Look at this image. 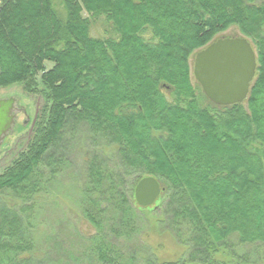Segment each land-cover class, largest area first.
<instances>
[{
    "label": "trees",
    "instance_id": "1",
    "mask_svg": "<svg viewBox=\"0 0 264 264\" xmlns=\"http://www.w3.org/2000/svg\"><path fill=\"white\" fill-rule=\"evenodd\" d=\"M231 27L256 72L246 100L221 106L191 82L188 61ZM11 84L41 103L0 171V264H220L218 251L264 247V0H0V87ZM75 140L89 147L77 203L95 233L69 263L36 218ZM137 175L160 183L154 224L187 248L178 260L140 262L118 245L145 224L125 188Z\"/></svg>",
    "mask_w": 264,
    "mask_h": 264
},
{
    "label": "rangeland",
    "instance_id": "2",
    "mask_svg": "<svg viewBox=\"0 0 264 264\" xmlns=\"http://www.w3.org/2000/svg\"><path fill=\"white\" fill-rule=\"evenodd\" d=\"M91 35L102 37V26L97 24L93 27ZM221 35V38L240 36L235 27L229 28L224 33H221ZM194 56L195 53L190 56L188 61L190 63L192 83H196L191 73ZM45 64L46 68L52 66V63L49 61H46ZM11 96L17 97V103L20 107L24 108V112L19 114L12 133H10L0 145V171L16 157L17 153L24 150L26 142L31 135L33 119L41 103V97L39 95H30L24 92L19 84L0 87V98H8ZM71 143H73V146H70L71 151L67 153L71 164L63 169L56 184H53L52 193L42 197V201H40L42 212L40 214L39 211L36 218L37 222L41 223L39 229L45 234H42L43 236L41 239L43 240L44 236H49L51 246L53 247V249H51V251H53L52 255L59 258L60 254L63 253L64 256L62 260L64 261L69 260L68 256H65L66 252L71 249H81L82 246L89 244L88 238L95 233L94 227L90 226L87 220L80 215L77 203L79 200L77 194H79V188L85 179L84 160L88 154H90L88 153L89 147L86 143H82V141L79 142L75 140ZM99 150L106 160L109 162L114 161L116 152L111 145H100ZM141 176L142 175H137L135 177L124 178L126 183L125 188L131 200L132 197L134 198L132 188ZM161 200L162 194L155 199L152 205L144 208L140 207L134 201L136 209L141 215L146 217L145 224L140 232L135 235L134 241L126 242L124 241L125 238H120L118 240V245L124 250L126 247L127 249L128 247L133 248L140 262L147 261V259L154 260L151 257L149 258L147 253L152 254L156 260L160 261L178 260L181 258L183 252L187 250L184 245L176 242L175 235L171 230L166 229L164 225L161 226L163 229L159 228L157 225L155 228L154 223L156 220L160 219V221H163L164 219L160 214L162 205ZM185 239H187L186 235ZM111 240L113 243L116 241L113 238H111ZM231 242L232 244L236 242L234 236L231 237ZM214 258L220 261V264H222L223 261L226 262V264H264V247L261 248L259 245L255 244H244L242 246L234 245L227 253L223 251L214 253ZM81 261L82 264L88 263L85 259Z\"/></svg>",
    "mask_w": 264,
    "mask_h": 264
},
{
    "label": "water",
    "instance_id": "3",
    "mask_svg": "<svg viewBox=\"0 0 264 264\" xmlns=\"http://www.w3.org/2000/svg\"><path fill=\"white\" fill-rule=\"evenodd\" d=\"M255 57V50L244 36L222 37L195 53L192 74L212 104L241 103L248 97L255 76ZM17 102L16 96L0 98V145L12 133L18 114L24 112ZM160 190L154 176H143L134 187L136 204L152 205Z\"/></svg>",
    "mask_w": 264,
    "mask_h": 264
}]
</instances>
